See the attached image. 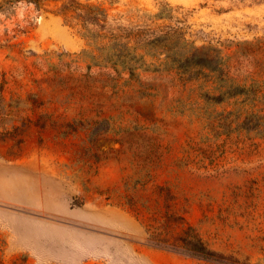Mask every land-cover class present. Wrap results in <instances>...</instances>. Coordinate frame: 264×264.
I'll list each match as a JSON object with an SVG mask.
<instances>
[{"label":"rangeland","instance_id":"1","mask_svg":"<svg viewBox=\"0 0 264 264\" xmlns=\"http://www.w3.org/2000/svg\"><path fill=\"white\" fill-rule=\"evenodd\" d=\"M78 2L0 0V264H264V0Z\"/></svg>","mask_w":264,"mask_h":264},{"label":"crops","instance_id":"2","mask_svg":"<svg viewBox=\"0 0 264 264\" xmlns=\"http://www.w3.org/2000/svg\"><path fill=\"white\" fill-rule=\"evenodd\" d=\"M33 152L25 151L24 153L17 155L10 160L3 161L0 158V171L1 170H16V169H30L33 161ZM39 162V160H38ZM41 162L44 164L45 161L41 160ZM40 165V164H39ZM38 165V166H39ZM44 167L49 168L50 170H54L56 172L57 169H59L58 165H52L51 162H48L47 165H41ZM2 172H0L1 174ZM52 174H47V179L44 180L46 192H43V189L37 191V188H31L29 189L28 184H23L17 187V184L14 183L13 189H9L8 193H5L7 190L3 191V187H5V183H0V210H5L3 206H5L3 203L6 202V200L13 202L16 206L18 205H28L29 202L34 204V208L36 210H42L44 208L43 204L45 202H51L53 201L54 197L61 196V194L58 192L57 188L62 187V182H58L54 177L51 176ZM1 176V175H0ZM16 176V175H14ZM45 176V175H44ZM20 178L19 180H21ZM25 182V179L23 180ZM45 191V190H44ZM7 196V197H6ZM64 195H62V200ZM41 203V204H36ZM11 205V204H7ZM37 205V206H36ZM6 207V206H5ZM12 207V206H11ZM21 207V206H20ZM49 208V206H48ZM45 209V208H44Z\"/></svg>","mask_w":264,"mask_h":264},{"label":"trees","instance_id":"3","mask_svg":"<svg viewBox=\"0 0 264 264\" xmlns=\"http://www.w3.org/2000/svg\"><path fill=\"white\" fill-rule=\"evenodd\" d=\"M65 9H83L80 5V3L78 2V0H64V6ZM91 14H94L93 10L94 8L88 9ZM89 14V12H88ZM92 19L94 21L99 22V18L94 15L92 16ZM118 59H123V55H118L117 56ZM211 63L207 62L206 57H204V59H202V61H200V63H197L196 66H201L204 68H208L212 73L216 72L217 69L215 68H211ZM240 93V92H239ZM246 124V121L243 122L242 124H239L237 126V129H244V125ZM192 232V229H188L186 231L187 234H189V232ZM179 242H181V245L177 248V249H167V250H171L174 252H177L181 255H185V256H189V257H198L202 260H206V261H212V262H216L221 258L222 256L220 254H218L217 252L211 250L210 248H208L205 243L197 236V235H192V236H187L186 238L184 237L183 239H179Z\"/></svg>","mask_w":264,"mask_h":264}]
</instances>
